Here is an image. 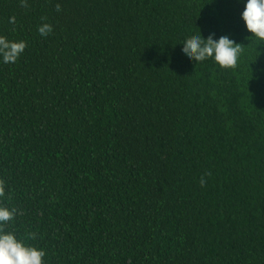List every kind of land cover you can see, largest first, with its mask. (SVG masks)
I'll return each mask as SVG.
<instances>
[{
	"label": "trees",
	"instance_id": "trees-1",
	"mask_svg": "<svg viewBox=\"0 0 264 264\" xmlns=\"http://www.w3.org/2000/svg\"><path fill=\"white\" fill-rule=\"evenodd\" d=\"M242 9L0 0L26 45L0 56V206L44 264H264V43ZM200 31L243 43L236 66L187 61Z\"/></svg>",
	"mask_w": 264,
	"mask_h": 264
},
{
	"label": "clouds",
	"instance_id": "clouds-1",
	"mask_svg": "<svg viewBox=\"0 0 264 264\" xmlns=\"http://www.w3.org/2000/svg\"><path fill=\"white\" fill-rule=\"evenodd\" d=\"M214 2L215 0H207L208 4ZM242 3L240 19L245 27L244 38L252 36L264 43V0H242ZM57 8L59 9V5ZM38 30L41 35H47L52 29L50 25L45 24ZM213 35L214 33L209 32L207 36H204L200 31L198 35L187 38L182 42L181 55L189 62L212 59L221 67H235L244 51L241 46L243 43L230 39L227 35H221L216 39ZM25 46L24 41H8L0 37V56L3 62H15ZM203 183L202 179L201 184ZM4 194L5 185L0 180V197ZM15 216V208L0 206V264H44L45 251L42 248L27 243L25 238L6 227Z\"/></svg>",
	"mask_w": 264,
	"mask_h": 264
}]
</instances>
